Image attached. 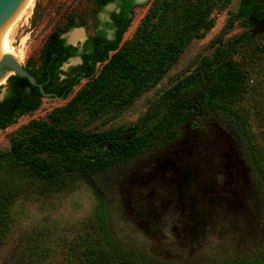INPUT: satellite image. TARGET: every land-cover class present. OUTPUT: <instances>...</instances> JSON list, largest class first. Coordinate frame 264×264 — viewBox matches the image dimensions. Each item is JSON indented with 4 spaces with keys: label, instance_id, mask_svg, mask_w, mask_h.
<instances>
[{
    "label": "trees",
    "instance_id": "1",
    "mask_svg": "<svg viewBox=\"0 0 264 264\" xmlns=\"http://www.w3.org/2000/svg\"><path fill=\"white\" fill-rule=\"evenodd\" d=\"M231 1L152 0L131 38L123 40L138 5L134 0H91L88 14L93 34L83 43L82 65L65 72L60 67L77 56L78 47L67 45L61 36L74 28H88L87 20L69 14L46 37L37 57L23 67L46 94L55 96L51 98L68 100L44 119L18 128L10 136L9 149L0 151V249L12 232L11 207L24 194L63 192L84 183L96 199V208L92 223L59 245L40 225L22 232L2 255V264H176L119 239L111 220L112 194L123 168L176 139L189 122L213 113L226 120L236 144V160L240 159L226 179L234 180L242 169L264 213V148L235 107L250 90L235 59L249 44V37L242 33L224 40L236 22L245 28L264 25V0H239L237 12L212 41L211 55L195 61L194 69L163 91L138 122L106 131L88 129L97 121L120 117L156 87L190 43L214 27V12ZM112 2L118 12H112L111 22L103 24L114 30L108 40L105 32L97 30L98 14ZM40 15L36 7L31 23ZM82 81L85 84L71 96ZM6 87L0 100V130L36 111L44 98L26 78L10 76ZM257 107L264 120V106ZM244 220H239V229ZM215 264H264V244Z\"/></svg>",
    "mask_w": 264,
    "mask_h": 264
},
{
    "label": "rangeland",
    "instance_id": "2",
    "mask_svg": "<svg viewBox=\"0 0 264 264\" xmlns=\"http://www.w3.org/2000/svg\"><path fill=\"white\" fill-rule=\"evenodd\" d=\"M90 1L36 0L29 16L11 34V45L24 54L21 67L29 59L37 57L46 37L61 26L69 14L84 17L88 28L80 27L77 30L82 32V36L92 35L94 23L88 14ZM151 1L134 9L131 26L123 40L131 38ZM238 3L239 0H232L228 6L214 12V27L202 39L190 43L156 87L138 98L120 117L111 121H97L88 129L106 131L138 122L163 91L194 69L195 61L211 55L214 50L212 41L220 35L229 16L237 12ZM109 4L116 6V2ZM36 7L41 15L33 24L31 20ZM116 8L107 10L104 7L98 14L99 22H107L101 16L109 17ZM242 33H248L249 44L235 59L250 90L236 102L235 107L256 143L264 148V120L257 109V106H264V25L245 28L236 22L224 40ZM84 84L85 81H82L71 96ZM5 87L6 82H3L0 95ZM67 100L42 98L36 111L0 130V151L9 149L10 136L18 128L31 120L44 119ZM175 151H178L177 155H174ZM225 153L227 158L223 156ZM236 156L238 153L230 127L221 115L213 113L205 119L189 122L179 130L176 139L137 158L123 168V176L112 194L111 220L119 239L176 264H215L228 256L249 252L263 245L264 221L260 217H264V213L258 205L256 189L243 178L242 169L234 180L225 176H229L227 172L235 164L239 165L240 159L236 160ZM229 161L230 168H226ZM189 164L195 167L190 172L200 186L197 191H188L181 205L177 203L176 196L178 191L185 190L184 185L178 188L174 181L170 183L167 179L175 176L176 169L183 168L185 171ZM186 177L192 178L190 174ZM191 200L192 203L189 202ZM151 207L155 208L157 214H144ZM228 207H234L231 211L233 214L227 212ZM95 208L96 199L84 183L76 184L68 191L20 196L11 207L13 228L7 245L0 249V264L2 255L16 243L22 232L40 225L49 231L51 239L59 245L61 240L76 237L83 226L92 223ZM191 209V217L185 218L184 212ZM243 219V227L239 229L237 224Z\"/></svg>",
    "mask_w": 264,
    "mask_h": 264
},
{
    "label": "water",
    "instance_id": "3",
    "mask_svg": "<svg viewBox=\"0 0 264 264\" xmlns=\"http://www.w3.org/2000/svg\"><path fill=\"white\" fill-rule=\"evenodd\" d=\"M27 0H0V31L22 10L23 6L25 5ZM148 0H134L135 5H142L146 3ZM113 7H116L114 5L108 4L105 6V9L109 10ZM118 12V9L116 8L115 12ZM102 20L109 21V17L101 16ZM77 30V28L72 29V31ZM72 31H68L67 33L63 34L61 36L62 39L65 40L67 45H72L74 47H78L79 51L81 49V45L84 43V41L87 39V36H82V39H79L75 42L69 41V35L72 33ZM75 59V60H73ZM80 63V59L78 57L70 58L66 63L63 64L61 67L62 71H66L70 66L76 65ZM11 73L12 75H8L5 77L6 73ZM10 76H17L20 78H26L28 82L36 87L40 94L45 98H51L55 97L53 94H46L43 91L42 84H38L35 80V78L30 75L24 67H19L18 69H15L12 65L7 64L6 62H0V82L3 77H5L4 82L7 81V79ZM5 96V90L0 95V100L3 99Z\"/></svg>",
    "mask_w": 264,
    "mask_h": 264
},
{
    "label": "bare ground",
    "instance_id": "4",
    "mask_svg": "<svg viewBox=\"0 0 264 264\" xmlns=\"http://www.w3.org/2000/svg\"><path fill=\"white\" fill-rule=\"evenodd\" d=\"M36 0H27L22 10L0 31V62H6L12 65L15 69L22 66L24 54L16 51L11 45V34L17 25L26 19L32 11ZM82 39V32L77 30L69 35V41L75 42ZM12 75L10 72L5 74V77ZM5 77L1 79L0 85L4 82Z\"/></svg>",
    "mask_w": 264,
    "mask_h": 264
},
{
    "label": "flooded vegetation",
    "instance_id": "5",
    "mask_svg": "<svg viewBox=\"0 0 264 264\" xmlns=\"http://www.w3.org/2000/svg\"><path fill=\"white\" fill-rule=\"evenodd\" d=\"M116 6H117V4H116ZM118 9V8H117ZM117 12V11H116ZM107 22H111V20H110V16H109V21H107ZM104 23H106V22H103V23H100V25L97 27V30H99V31H103V32H105V34H106V39H108V40H111L112 38H113V35H114V30H109V29H105V27H104ZM109 33H110V37H109ZM87 40V39H86ZM85 40V41H86ZM84 41V42H85ZM83 52V44L81 45V49H80V51H79V48H78V51H77V56L76 57H78L79 59H80V63H78V64H76V65H73V66H70V67H75V66H79V65H82V59H81V57L79 56L81 53ZM87 53H89V52H87ZM63 66V65H62ZM61 66V67H62ZM61 67H60V70H61ZM69 67V68H70ZM68 68V69H69ZM67 69V70H68ZM66 70V71H67ZM62 71V70H61ZM65 72V71H64ZM6 90H7V87H5V94H6ZM178 151H175L174 152V155H177L178 153H177ZM223 156L225 157V158H227V155H226V153L225 154H223ZM169 161V160H168ZM230 161H229V164L227 165V166H225L226 168H230ZM224 168V167H223ZM195 169V167L194 166H192L191 164H189L187 167H186V170L184 171V169L183 168H180V169H176L175 170V176H173V177H170V178H168L167 180H168V182H175L176 183V185H177V187L178 188H180V185H184V187H185V190L184 191H178V194H177V196H176V201H177V203H180L181 205H182V199H183V196H185L186 195V193L188 192V191H197L198 189H199V186L200 185H198V183L197 182H195V180H194V178H196V177H194V174H191V172H190V170H194ZM230 170H231V168L228 170L229 172H230ZM187 174H190L191 176H192V178L191 179H189V178H187L186 176H187ZM200 190H202V189H200ZM174 197V196H173ZM230 201H231V199H230ZM190 203H192V200L191 201H189ZM142 205H143V203H142ZM231 208H233V207H228V211H231ZM146 212V213H145ZM144 212V214H147V216L148 215H150V214H153V215H156L157 214V212H156V210H155V208L153 209L152 207L151 208H148L146 211ZM184 213H186V217L185 218H188V217H191V215H192V209L191 210H186Z\"/></svg>",
    "mask_w": 264,
    "mask_h": 264
}]
</instances>
